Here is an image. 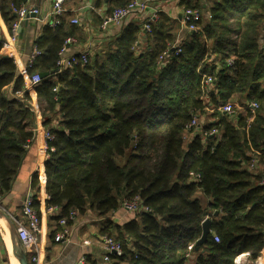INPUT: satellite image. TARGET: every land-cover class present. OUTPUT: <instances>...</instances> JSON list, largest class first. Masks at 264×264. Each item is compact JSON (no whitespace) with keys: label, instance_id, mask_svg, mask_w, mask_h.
<instances>
[{"label":"trees","instance_id":"trees-1","mask_svg":"<svg viewBox=\"0 0 264 264\" xmlns=\"http://www.w3.org/2000/svg\"><path fill=\"white\" fill-rule=\"evenodd\" d=\"M128 1L111 0L106 14ZM22 2L0 0L9 31ZM207 8L177 54L171 50L178 26L165 14L150 31L130 22L86 64L59 72L58 52L76 28L65 15L35 37L40 55L24 72L0 42L1 197L11 190L40 115L52 138L30 186L39 191L44 180L45 208L56 209L58 223L66 218L69 226L71 212L87 210L104 218L101 234L118 241L122 253L103 264H187L190 258L193 264H234L242 252L253 264L264 247V0H209ZM163 52L171 56L160 64ZM40 72L48 75L28 87ZM204 74L213 80L209 89ZM17 91L23 100L13 96ZM235 101H254L258 108L218 111ZM194 116L209 118L188 146L184 137L193 129L185 126ZM212 129L215 135H203ZM255 151L259 165L250 170ZM134 196L151 211L112 223L110 215ZM33 205L39 214L35 195ZM206 218V240L189 251Z\"/></svg>","mask_w":264,"mask_h":264},{"label":"crops","instance_id":"crops-1","mask_svg":"<svg viewBox=\"0 0 264 264\" xmlns=\"http://www.w3.org/2000/svg\"><path fill=\"white\" fill-rule=\"evenodd\" d=\"M52 3L53 0H29V4L36 6L40 13L36 18H29L26 25L24 23L21 24V29L18 33V57L15 61L20 72H24L27 67L28 57L33 49L35 37L41 33L45 25H48L47 21L49 20L47 14L51 9ZM187 3L191 6H188ZM110 5L111 0H64L63 6L65 12L62 17L65 15L69 22L72 18L78 20V23L74 24L76 27L74 34L70 35L74 38L75 42L70 46L69 51L78 52L87 50L89 58L93 57L95 54L100 53L106 45L110 44L126 25L130 22L139 21V19L134 18L127 19L119 27L102 30L99 26L100 15L96 12V9L101 8L103 12L107 13ZM207 7L208 0H150V9L156 10L158 17L161 14H165L172 20L175 26H178L176 33L178 41L182 40L188 33L183 22L184 11L187 8H195L200 13L207 15ZM9 35L10 31L0 16V41H5ZM137 49H139L138 46ZM213 58H215V55H211L209 60ZM31 95L33 96L31 104L34 110H37L38 106L35 101V95ZM208 118L209 116H205L202 120H199L201 126L207 122ZM200 128L186 133L188 141L185 140V144L189 146V143L194 137L200 133ZM45 131L41 116L36 115L34 139L32 140V144L27 147L20 168L12 182L10 192L1 198L0 208L15 223L16 219H23L22 205L24 199L28 196L32 198L34 195L37 196L40 202L39 217L41 222L37 248L40 254L41 264H74L81 254H85L86 257L95 260L98 264L108 263L109 259L104 260L105 250L101 242V236L103 234L100 232L103 227L104 218L98 216L92 210L75 215V218L68 226L69 233L64 240L56 241L54 239V235L58 232L56 228L59 223L52 217L54 213L45 208V182L44 180L41 181L39 191L33 190L30 186L32 175L35 172H42L46 149ZM135 217V214L125 212L119 208L110 215V220L114 224L122 225ZM3 222L4 220H0V264H12V247L9 248V246H12L11 238L8 227ZM85 240L89 244H84L83 241ZM32 250V248L28 249L26 255L29 256ZM193 263V258H190L187 262V264Z\"/></svg>","mask_w":264,"mask_h":264},{"label":"built area","instance_id":"built-area-1","mask_svg":"<svg viewBox=\"0 0 264 264\" xmlns=\"http://www.w3.org/2000/svg\"><path fill=\"white\" fill-rule=\"evenodd\" d=\"M23 2L17 7L14 8V12L16 14V20L12 24V28L10 31L9 37L5 41H0L8 48V55L15 62L18 57V28L19 26L28 18L29 15L34 14L35 18L39 15V9L29 4V0H22ZM64 0H53L50 11L47 14L48 26L54 27L60 23V17L65 12V8L63 6ZM96 12L100 15V23L99 26L102 30H107L112 27L121 26L127 19H139L142 28L144 31H150V23H153L158 18L157 11L154 9H150V0H129L128 3L124 6L114 8L109 14H106L102 11L101 8L96 9ZM210 17V15H208ZM201 19V13L198 9L195 8H187L184 11L183 22L187 31H195L198 29L196 24L197 21ZM70 23L77 24L78 20L76 18H72ZM75 42L74 38L68 36L65 38L59 52L58 59L56 60V71H62L67 68H71L75 64H86L89 59V53L87 50L84 51H69L70 46ZM171 53L177 54L180 51L179 41L176 40L174 45L172 46ZM40 55V50L33 46V49L28 57L27 66H31L35 59ZM171 56L169 52H163L159 57V63L164 64L168 61V58ZM42 77L39 73L32 74L28 81V87H34L41 82ZM212 78L202 75V84L204 87L209 89L211 87ZM13 96L17 100H23V93L21 91H17L13 93ZM235 105L237 108L246 109L248 108L251 113H255L258 108V104L254 101L247 103V105H238L235 102H228L220 107H218V111L222 114L233 115L235 111ZM254 115V114H253ZM252 115V117H253ZM250 118V120L252 119ZM200 123L198 117H193L185 126L187 130L200 128ZM46 130V129H45ZM217 132L216 129H212L209 132H203V135H215ZM46 139L52 138L48 131H45L44 134ZM29 147V144L26 146ZM255 151L252 154V158L248 165L250 170H255L259 165L258 155ZM264 183V177L262 178L260 184ZM1 194H0V207H1ZM120 208L128 213L137 214L140 212H150V208L145 205L142 200L138 196H134L133 198L126 199L121 204ZM50 211H56L55 208H50ZM22 220H15V226L17 231L18 239L23 246L24 250L32 248V252L29 256H27V264H41L40 254L37 248L39 233L41 230V222L38 211L33 205V198L28 196L24 199L22 205ZM76 213L71 212L68 219L73 220L75 218ZM59 224L61 229L54 235V239L56 241H62L67 237L69 233L67 219L61 218L59 220ZM213 239L218 242L219 237L217 235H213ZM101 242L104 245L105 255L104 260H108L110 255H121L122 250L120 245L116 243L113 238L102 235ZM84 244H89L87 240L83 241ZM193 244L188 246V250L190 251L193 247ZM250 262L249 252H242L234 258V264H246ZM253 264H264V247L260 250L258 255L251 260ZM74 264H87V259L85 254H81L80 257L76 260Z\"/></svg>","mask_w":264,"mask_h":264},{"label":"water","instance_id":"water-1","mask_svg":"<svg viewBox=\"0 0 264 264\" xmlns=\"http://www.w3.org/2000/svg\"><path fill=\"white\" fill-rule=\"evenodd\" d=\"M33 17H35L34 14L29 15L28 18L23 22L24 25H26L28 23L29 18H33ZM20 29H21V25L19 26V28L17 30L18 33H19ZM39 74L42 78H44L48 75L47 72H40ZM0 217L4 220V222L6 223V225L8 227L9 235H10L11 243H12V254H13V256L18 260L19 264H27L26 251L24 250L23 246L21 245V243L18 239L16 226H15L14 221L2 208H0ZM209 232H210V220L208 218H206L202 222L201 237L194 244L195 250H197L198 247L206 240Z\"/></svg>","mask_w":264,"mask_h":264},{"label":"bare ground","instance_id":"bare-ground-1","mask_svg":"<svg viewBox=\"0 0 264 264\" xmlns=\"http://www.w3.org/2000/svg\"><path fill=\"white\" fill-rule=\"evenodd\" d=\"M0 220H3L2 218H0ZM4 223V222H3ZM4 230V229H3ZM7 235V234H6ZM7 238V236H5ZM7 241V240H6ZM7 243L9 244V242L7 241ZM12 246H9V248ZM10 250V249H9ZM11 259H12V264H19V262L17 261V259L13 256L12 251H11Z\"/></svg>","mask_w":264,"mask_h":264},{"label":"rangeland","instance_id":"rangeland-1","mask_svg":"<svg viewBox=\"0 0 264 264\" xmlns=\"http://www.w3.org/2000/svg\"><path fill=\"white\" fill-rule=\"evenodd\" d=\"M208 1H209V0H208ZM235 103H237L239 106L241 105V104H239V103L236 102V101H235ZM263 105H264V103H263ZM234 108H235V111H237V110H241L240 108H237V105H235ZM204 117H205V116H203L202 118H204ZM202 118H200L199 120H202ZM187 137H188L187 135H185V137H184L186 141H188V138H187ZM185 143H186V142H185ZM111 238H112V237H111ZM115 242H116V243H119L118 241H115Z\"/></svg>","mask_w":264,"mask_h":264}]
</instances>
